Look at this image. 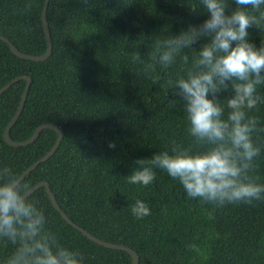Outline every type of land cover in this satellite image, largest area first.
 Listing matches in <instances>:
<instances>
[{"label":"trees","instance_id":"trees-1","mask_svg":"<svg viewBox=\"0 0 264 264\" xmlns=\"http://www.w3.org/2000/svg\"><path fill=\"white\" fill-rule=\"evenodd\" d=\"M44 4L45 0H0V34L24 53H45ZM205 19L199 0H50L53 52L48 59H22L0 40V88L20 75L33 78L25 107L10 131L12 139L30 138L45 122L64 131L56 153L24 183L31 189L49 182L75 223L105 241L133 248L139 264H264V199L222 207L206 203L189 197L178 180L159 168L147 186L127 179L138 167L137 160L171 153L173 146L192 152L213 147L189 134L175 88L178 79L197 70L195 57L205 41L173 52L171 64L160 60L169 51L170 38ZM248 31L250 42L260 46L264 19L260 29L253 26ZM25 86L20 80L0 94V171L8 167L18 176L58 138L56 131L44 129L26 146L5 141V129ZM218 95L226 119V99L234 95L231 85ZM259 95L264 97V86ZM248 115L258 118L252 139L260 155L245 179L264 184V103ZM31 196L30 202L46 217L42 235L51 234L62 246L81 251L84 264L132 263L127 251L101 246L70 225L45 187ZM138 199L149 206L150 215L132 214ZM20 244L19 239L13 244L0 236V264H8Z\"/></svg>","mask_w":264,"mask_h":264},{"label":"clouds","instance_id":"clouds-1","mask_svg":"<svg viewBox=\"0 0 264 264\" xmlns=\"http://www.w3.org/2000/svg\"><path fill=\"white\" fill-rule=\"evenodd\" d=\"M199 3L207 19L170 38L166 42L169 51L163 52L160 60L171 64L173 52L205 41L195 57L197 70L178 79L175 88L184 104L189 134L213 147L192 152L173 146L171 153L162 151L151 159L137 160L138 167L127 179L130 184L147 186L155 179L154 169L159 168L178 180L193 199L221 207L251 204L264 199V184L245 179L251 162L260 155L252 139L258 118L248 112L264 103L259 95V88L264 86V42L260 46L250 42L248 29H260L264 0H234L235 8L232 0ZM229 84L234 95L226 99L230 111L223 119L225 105L219 102L218 94ZM30 191L12 169L0 171V236L13 244L21 241L8 264H84L81 251L62 246L51 234L42 235L46 217L30 202ZM131 212L143 218L150 215V208L138 199Z\"/></svg>","mask_w":264,"mask_h":264},{"label":"water","instance_id":"water-1","mask_svg":"<svg viewBox=\"0 0 264 264\" xmlns=\"http://www.w3.org/2000/svg\"><path fill=\"white\" fill-rule=\"evenodd\" d=\"M49 3H50V0H45V4H44V8H43V25H44V31H45V34H46V37L48 40V48H47V51L45 53H43L41 55H33V54H29V53H24V52L20 51L6 36L0 34V40L7 42L10 49L12 50V52L16 56H18L22 59H27V60H32V61H43V60L48 59L51 56V54L53 52V42H52V36H51V31H50L49 22H48ZM20 80H25L26 86H25L24 92L22 94L19 106H18L14 116L12 117V119L10 120V122L8 123V125L5 129V132H4L5 141L9 145L14 146V147L26 146L28 144H32L33 142H35L36 139L40 136L41 132L44 129H52L58 133V138H57V141L54 144V146L43 157H41L40 159L35 161L30 167H28L20 175L21 176V182H22L26 176H28L32 171H34L38 167V165L40 163L47 161L50 157H52L56 153L57 149L59 148V146L61 144L62 139L64 138V131L59 127V125H57L55 123L45 122V123L39 125L35 129L34 133L32 134V136L30 138H28L26 140H22V141H16V140L12 139L10 131H11L12 127L16 124L17 120L19 119V117H20V115H21V113L25 107V103H26V100L28 97V93H29L33 78L30 75H20V76L15 77L10 82H8L6 85H4L3 87L0 88V94H2L6 90H8L13 84L17 83ZM41 187H45L47 189V192H48V195L50 197L52 204L61 213L62 217L70 225H72L74 228L79 230L81 233H83L90 240H92L93 242H95L101 246H104L106 248L116 249V250L127 251L128 253L131 254V256L133 258V261L131 264H139L140 263L139 253L137 251H135L133 248H131L127 245L105 241V240L93 235L88 230H86L85 228H83L80 225H78L77 223H75L68 216V214L62 210L60 204L58 203V200H57L55 194L51 190L49 182L41 181V182L37 183L36 185H34L30 189L31 191L28 194V196L30 197L37 189H39Z\"/></svg>","mask_w":264,"mask_h":264}]
</instances>
